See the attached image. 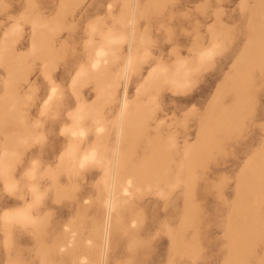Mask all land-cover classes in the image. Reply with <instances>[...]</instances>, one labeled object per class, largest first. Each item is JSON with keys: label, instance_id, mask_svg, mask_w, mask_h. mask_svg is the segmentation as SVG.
Instances as JSON below:
<instances>
[{"label": "rangeland", "instance_id": "374dc122", "mask_svg": "<svg viewBox=\"0 0 264 264\" xmlns=\"http://www.w3.org/2000/svg\"><path fill=\"white\" fill-rule=\"evenodd\" d=\"M119 35L115 58L90 69L92 47ZM180 62L187 81L174 86L162 70ZM81 102L78 150L99 143L102 156L83 167L65 157ZM112 165L132 185L101 254L90 241ZM27 205L31 223L4 218ZM93 253L94 264H264V0H0V264Z\"/></svg>", "mask_w": 264, "mask_h": 264}, {"label": "bare ground", "instance_id": "6f19581e", "mask_svg": "<svg viewBox=\"0 0 264 264\" xmlns=\"http://www.w3.org/2000/svg\"><path fill=\"white\" fill-rule=\"evenodd\" d=\"M132 16H133V14L131 13V18H132ZM36 25H37L36 23L33 24V28L34 29H35ZM16 26H18V25H16ZM122 39H124V36L123 35H119L118 37H115V38L114 37H110V36H105L104 37V43L101 44V45H99V46H96L95 48L92 47V50H91L90 54H88V56H87V61H88V64L87 65H88V67L90 69H92L93 71L94 70H99L103 66V63L105 61H107L109 57H110L109 60L114 59L115 58V55H114V51L112 50V44H113L114 41H117V40L120 41ZM131 39H132V37H131V35H129V39H128L129 47H130ZM5 42H7V41H5ZM30 47H31V49H34L35 48L34 43H32ZM209 53L208 52H205L203 55L202 54L201 55L202 56H206V55L208 56ZM133 64H134V56L132 55V53L130 51H128V53L124 57L123 67H121L122 68V73L121 74H122V78L123 79H125L126 76H127V74L131 71ZM178 65L180 67V69H178V70L172 69L170 71H167L166 68H163V70H162V73L163 74L167 75V73H168L169 76H170V77L163 76L164 80L167 81V82H169L170 84H172L174 86L175 85H182V84L186 83L187 76H188V69H187L185 63L184 62H180ZM104 68H105V66H104ZM78 71H79L78 72L79 75L77 74L78 76H82V75H85L86 74V69L85 68H82L81 67ZM115 72H114V74H115ZM77 75L75 77H77ZM115 75H117V74H115ZM119 76H120V74H119ZM75 81H76V79H75ZM114 81H116L115 78H114ZM46 101H47V99H46ZM119 101H120V103H119V107H120L119 108V111H120L119 112V119L121 120L124 117V115L126 113V110H127L126 84H124L123 87H122V92H121V95L119 97ZM44 106L46 107V105H44ZM44 106H43V109L42 110H44ZM75 110L76 111L73 110L75 112L73 115L69 112V114L72 115L71 116V118H72V125H71V127L68 126V127H70L68 129V133L70 134V136L74 140L72 142H69L68 143L67 149H66V152H65V154H66L65 157L68 159V161L71 160V162L76 163L79 166H83V165H85L87 163H90V162L101 163L102 156L99 154L100 153V150L98 149V147L100 145L99 143L92 144L90 147H88L80 155H77L76 154L77 148H78V144H79L78 141L80 139L84 138L86 136V133H87V128L82 125V122H83L84 118L87 117L89 114H88L87 109H86V107H85V105H84L83 102L79 103L78 104V107L75 108ZM98 120L99 119H97V121ZM35 124H37V123H35ZM95 124H97V123H95ZM100 126L98 128L99 130H100ZM96 127H98V126H96ZM65 129H66V127H65ZM119 135H120V130H118V132H117V137H119ZM103 150H104V148H103ZM114 154L117 155V151H115ZM116 155H115V158H114L115 162H116ZM67 159H66V161H67ZM68 161H67V163H68ZM113 169H115V166H113ZM112 174H113V172H112ZM131 185H132V182L130 180L124 181L123 183L122 182H118L117 183V181L111 182V181H108V180L105 182V187L107 189V196H106V198L103 201V220H102V223H101L102 224L101 225V228L99 229V232H98V237H99V240L101 242V245H100L101 246V250H102V253L101 254H103V250H104V248L106 247V245L108 243V239H109V235H110V230H111L112 223H113V214H114L117 206L119 205V203H121L122 197L125 196L126 194H128L129 187ZM29 188H31V187H29ZM15 216H16V214H15ZM23 216H25V215H23ZM16 218H18V217H16ZM16 218H15V220H16ZM23 218L24 217H22V220H24ZM9 219H11V218H9ZM22 220H21V223H22ZM27 221H29V220L27 219ZM85 259H86L85 257H82L81 258V263H84L85 262Z\"/></svg>", "mask_w": 264, "mask_h": 264}, {"label": "crops", "instance_id": "0c3cea01", "mask_svg": "<svg viewBox=\"0 0 264 264\" xmlns=\"http://www.w3.org/2000/svg\"><path fill=\"white\" fill-rule=\"evenodd\" d=\"M205 53V52H204ZM204 53H202V55L204 54ZM66 149H67V147H66ZM66 152V151H65ZM84 152V151H83ZM83 152H79V150H78V148H77V152H76V154L77 155H80V154H82ZM99 154H101V152L99 153ZM90 163H96V162H90ZM76 164V163H75ZM87 164H89V163H87ZM76 165H78V164H76ZM86 165V164H85ZM85 165H83V166H85ZM79 166V165H78ZM83 166H79V167H83ZM107 170V169H106ZM112 172H113V174H112ZM112 172H110V173H106L105 174V179L106 180H108V181H111V182H115L116 181V175H115V169H113L112 168ZM30 177H33V174H31L30 175ZM127 181V180H126ZM106 182V181H105ZM118 183V182H117ZM123 183V182H122ZM13 186V184H9L8 186L9 187H12ZM29 187H31L30 188V192L34 195V197H37L38 196V192H37V190H36V188H35V186L34 185H30ZM35 188V189H34ZM33 189V190H32ZM106 196H107V189H106ZM106 196H105V198H106ZM119 197V196H118ZM117 197V198H118ZM104 198V199H105ZM104 201V200H103ZM23 208V209H22ZM21 209L19 208V209H17V210H15L14 211V213L12 214V213H10V214H8V215H5V219H8V220H11V221H13V222H15V223H18V224H21V225H23L24 223L26 224V223H31V215H30V211H29V209H30V207L29 206H25V207H22ZM15 214H16V216H15ZM21 215V216H20ZM23 215H25V216H23ZM14 216V217H13ZM20 216V217H19ZM13 217V218H12ZM16 217H18V218H16ZM22 217H24L23 219L24 220H22ZM26 217V218H25ZM9 218H11V219H9ZM15 218H16V220H15ZM22 220V223H21V220ZM27 219L29 220V221H27ZM15 220V221H14ZM19 220V221H18ZM102 220H103V215H102ZM102 223V222H101ZM101 225L102 224H100L99 226H98V228H97V230L95 231V233H94V240L93 241H90V242H94V241H96V239H97V235H98V232H99V229L101 228ZM92 247V246H91ZM90 247V248H91ZM109 248H110V242H109ZM92 249H93V247H92ZM109 251V250H108ZM94 252H95V250H94ZM95 254H96V252H95ZM94 253H93V259L91 260L90 258H88L89 260H90V262L88 263V264H94V263H92L93 262V260L94 259H96V255H95ZM86 257V256H85ZM80 261H81V258H80ZM95 261V260H94ZM83 264V263H82ZM85 264V263H84Z\"/></svg>", "mask_w": 264, "mask_h": 264}]
</instances>
